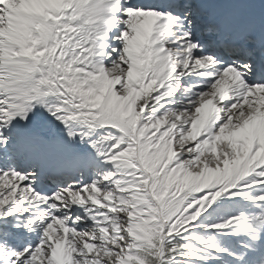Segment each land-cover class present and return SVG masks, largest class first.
<instances>
[{
    "label": "snow or ice",
    "instance_id": "1",
    "mask_svg": "<svg viewBox=\"0 0 264 264\" xmlns=\"http://www.w3.org/2000/svg\"><path fill=\"white\" fill-rule=\"evenodd\" d=\"M0 264H264V0H0Z\"/></svg>",
    "mask_w": 264,
    "mask_h": 264
}]
</instances>
